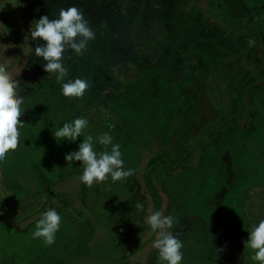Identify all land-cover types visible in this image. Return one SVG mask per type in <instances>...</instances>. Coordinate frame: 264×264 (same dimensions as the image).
<instances>
[{
    "label": "rangeland",
    "instance_id": "obj_1",
    "mask_svg": "<svg viewBox=\"0 0 264 264\" xmlns=\"http://www.w3.org/2000/svg\"><path fill=\"white\" fill-rule=\"evenodd\" d=\"M219 5L264 31V0ZM77 24L92 61L61 57ZM261 59L251 37L207 15L206 0H0V264H264V81L247 91L237 126L195 140ZM57 68L70 84L63 108L81 115L63 120L72 138L22 112ZM184 149L180 166L151 172L153 196L148 161Z\"/></svg>",
    "mask_w": 264,
    "mask_h": 264
},
{
    "label": "trees",
    "instance_id": "obj_2",
    "mask_svg": "<svg viewBox=\"0 0 264 264\" xmlns=\"http://www.w3.org/2000/svg\"><path fill=\"white\" fill-rule=\"evenodd\" d=\"M142 1V0H141ZM206 13L207 15L212 18L213 20L219 22L222 27L226 31H235L239 35H245L251 37L259 47L262 55V65L260 69L257 71L252 70H246L240 75H238L232 84L231 87V100L229 103L228 110L224 113H222L215 121H210L206 123L197 138H195L196 143L198 145L202 144L206 140L212 139L218 131H221L227 127L230 126H237L239 121L245 117L246 111H247V105H246V96L247 91L251 86L256 84L259 81H264V31L254 23H248L244 20H240L237 22H233L226 11L222 9L219 5V0H206ZM72 15V14H71ZM70 16V15H69ZM76 17V16H75ZM73 17V18H75ZM73 20L71 17L69 19L64 18V21L67 22L68 20ZM78 24L76 25V30L73 32V38L75 39L76 44L71 47L70 49L66 50L64 54L61 56L62 58L65 57V60H68L69 63L74 62V60L77 57H82L81 54L86 55L90 58V60H93V46L89 44L91 42V39L88 38L89 32L86 30H81L80 28L77 29ZM92 33V31H91ZM76 54H79V56H76ZM64 69H51L49 73L57 72V77L52 76L49 74L48 77H46L47 81H50V83H47V89L45 90L44 95L42 98L40 97V101L34 100L32 103L27 104L26 107L23 109V113L31 112L33 115L26 114V116H31L32 118H36L37 121H39L42 126L45 125V128L50 127V129H56L57 127L61 128L65 133L66 136H70L71 138L74 137L72 131L73 128L69 126H64L65 124V117L68 115L72 116V118H81V115L79 113H74L70 111L69 107L68 109L63 108L62 101L60 100L61 93L67 92V89L70 86L68 77H66V73H62ZM58 74L62 75L61 78L58 76ZM67 81H63V80ZM51 95L56 96V99H54V102L50 99ZM67 95V93H66ZM76 102V101H74ZM79 116V117H77ZM64 120V121H63ZM110 127V126H109ZM60 131L59 134H64L63 131ZM37 132L39 131H25L23 133V137L26 136L27 142L25 140V143L28 144L29 142H32L37 137ZM117 136L114 135L112 137V140L115 142L117 141ZM72 139H68L66 143H69ZM118 142V141H117ZM59 141L57 140V144ZM53 148H56V146H53ZM57 149V148H56ZM189 149H184L179 155H177L175 158L171 156L170 153H162L160 155H157L153 158H151L147 165H146V172H145V180L146 185L150 188L151 193L154 196V190L152 187L151 172L157 168L158 166L164 165L165 167L169 169H173L176 166H180L183 162H185L190 154ZM31 169L33 170L34 176L36 177V182L41 188H48L51 184V179L49 178L48 174L49 172L47 169L43 166H41L40 163L36 161L31 162ZM49 194L48 196L51 197L54 196L58 199V201L61 203V209L65 207V202L61 195L53 193V191L48 190ZM155 205L158 207V201L155 200ZM53 219H57L61 221V224L63 229L65 230L64 226H67V221L63 218L62 213L58 212ZM56 224L57 222H51V224ZM59 226V225H57ZM88 230L90 229V226H87ZM45 226L43 227V229ZM65 235L69 237V232H64ZM65 237L67 240V243H62L61 240H59L57 243H62V250H69L68 242L69 238ZM64 239V237H62ZM45 264H66L65 259L63 258H46Z\"/></svg>",
    "mask_w": 264,
    "mask_h": 264
},
{
    "label": "flooded vegetation",
    "instance_id": "obj_3",
    "mask_svg": "<svg viewBox=\"0 0 264 264\" xmlns=\"http://www.w3.org/2000/svg\"><path fill=\"white\" fill-rule=\"evenodd\" d=\"M227 238V237H226ZM205 243V242H204ZM242 253V252H241ZM243 254V256L245 257V253H242Z\"/></svg>",
    "mask_w": 264,
    "mask_h": 264
}]
</instances>
